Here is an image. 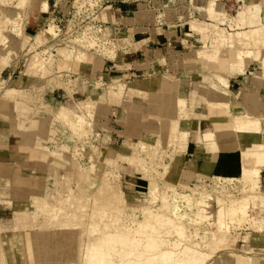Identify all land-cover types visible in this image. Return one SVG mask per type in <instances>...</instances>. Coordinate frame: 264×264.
<instances>
[{
    "label": "bare ground",
    "instance_id": "obj_1",
    "mask_svg": "<svg viewBox=\"0 0 264 264\" xmlns=\"http://www.w3.org/2000/svg\"><path fill=\"white\" fill-rule=\"evenodd\" d=\"M153 2L155 3L153 7H149L146 3H136L135 10L127 12L130 20L150 17L157 22L160 15H163L171 21L177 14L183 13L187 4L191 6L188 0H181L177 5L165 4L163 0H153ZM239 2L237 15L230 16L229 19L228 24L234 26L231 32L220 31L224 30L221 25H226L228 15L223 0H203L196 6L198 18H192L187 22L189 28L198 33L206 34L213 30L215 39L211 47L204 44L196 52L200 61H213L214 75L223 86H226L230 65L242 70L248 57L260 59L264 73V54L261 53L264 49V3H247L245 0ZM37 3L39 6L36 7L39 11L48 10L47 0H37ZM192 4L194 5L193 2ZM29 7L30 0H19L13 16L19 15L24 19L28 16ZM108 10V6L103 10V18H110ZM97 30L106 40L104 44L99 43L100 45L97 46L96 40H87L86 36L81 38L76 36L73 41H77L85 50L74 48L75 52H73L64 47L60 48L59 52L64 56L63 63L69 64L68 61H70L90 65L94 61L86 50L91 46H96L95 51L101 52L108 59H116L123 50H127L124 49L126 43L123 40L128 38L129 34L125 29L118 26L101 29L97 26L92 33ZM50 31H52V26L46 25L41 33L49 35ZM119 39L121 40L118 41ZM21 41L15 36L9 40L15 48L19 42L21 44ZM37 55L33 60V65L39 72H43L51 61L43 58L40 52H37ZM67 80L64 82L65 89L71 90L74 86L73 79L70 77ZM59 81L63 82V79ZM1 84L3 80H0ZM100 85H103L113 97L121 96L125 88V83L117 76H112L110 81L98 84ZM26 93L23 87L15 86L14 83L13 86L4 90L1 95L4 101H0V121L11 125L12 131L17 130L21 139H28L30 142L24 144L25 146L37 149L38 153L45 156L48 162H51L57 169L64 170L66 174L65 178L53 187L45 188L44 184H40L39 187H43V190L41 189L38 193L25 190L21 197L26 199L34 215L39 218L38 230L42 234L53 230H82L86 239H83V251L80 252L81 259L78 264H205L213 256L214 247L218 243H224L233 237L227 233L231 227L242 224L252 229L253 237L263 239L264 217L261 221L257 220L258 217L254 213L250 214V204L258 202L261 204L258 211H264V189L261 185L260 168L257 166L264 162V116L257 118L260 121L257 122L258 129L253 130L256 125L255 121L250 124L253 118L246 114L241 103L234 96L231 95L226 101L209 103L206 116L213 124L214 133L227 135L224 137L231 143L236 144V134H245L249 137L258 136V139L251 141L259 145L257 149L243 148L240 150L243 154L242 158L253 162V165H244L243 161L239 177H215L211 181V183L217 182L215 183L217 187L214 192L215 196L208 187L191 186L175 180L169 174L166 158L172 157L176 150L180 151L185 148L191 128L190 119L185 112V99H177L180 113L178 117L169 119L166 128L168 149L162 147L161 138L156 132L158 129L153 133V140L146 141L142 138L134 146L138 149L135 150V161L132 165H135L140 174L139 178L142 183L139 189L143 192L138 195H129L124 189H117L119 207L126 205L131 212L124 220L121 218L118 221V218L105 217L108 207L102 206V201L109 204L105 196L114 189L112 182L120 179L121 173L114 167H110L111 170L107 169V162L110 161L102 154L99 146V133L93 121L87 115L80 114L65 105H60L55 113H52L44 105H36L28 100ZM68 130L76 139L84 140L80 146L71 138L55 141L58 133ZM53 140L54 150L46 151V142H53ZM85 144H87L88 163L87 166H82L78 163L77 156ZM67 148L72 153L71 160L67 158L66 160L63 156V150ZM43 151L46 154L42 153ZM64 163L65 169L60 166ZM96 178L99 180L97 192L80 191L82 183H88L90 179L94 184ZM232 182L236 183L228 190L226 185ZM73 187H75L74 190L68 191ZM86 202L89 203L88 206ZM87 211H90L89 221H81ZM121 213L124 215V211ZM202 224L206 226L203 230L198 227ZM243 250L248 253L246 247H243ZM245 256L229 251L218 255L214 264L260 263L256 259Z\"/></svg>",
    "mask_w": 264,
    "mask_h": 264
},
{
    "label": "crops",
    "instance_id": "obj_2",
    "mask_svg": "<svg viewBox=\"0 0 264 264\" xmlns=\"http://www.w3.org/2000/svg\"><path fill=\"white\" fill-rule=\"evenodd\" d=\"M239 1L242 0H236L234 5H238ZM245 1L264 3V0ZM192 2L194 5L190 6V13L191 17H195L198 16L196 6L203 0ZM135 8V5H122L120 11L109 8L108 19L103 18L104 11L98 14V20L105 27L125 29L130 43L116 59L103 58L95 65L92 62L87 67H75L70 73L74 83L71 90L59 85L55 71H48L43 76V72L37 68L32 71L24 63L12 82L24 88L28 100L36 105H44L52 113L60 105H65L87 115L99 133L103 156L117 165L132 162L135 159L134 146L142 138L146 141L152 139L156 129L162 147L168 149L167 123L169 119L178 117V100L185 99V112L191 122L190 135L185 148L176 150L172 157L166 158L169 174L187 185H201L218 176L239 175L243 161L244 165H253V162L242 158L240 150L257 149L259 145L251 141L258 139V136L236 134L235 144L224 137L227 135L215 134L213 124L206 116L207 107L214 101L229 100L232 95L249 115L263 117L264 73L261 60L246 58L242 70L231 64L226 86H223L214 75L213 61H200L197 56L196 51L202 45L211 46L210 34L190 29L188 21L180 23L181 17L174 21L173 30L167 27V18L162 25H156L150 17L130 20L127 12ZM188 18L186 14L182 19ZM42 20L40 16L35 17L34 23L38 25ZM261 53L264 54V49ZM112 76L120 77L125 83L121 96L113 97L103 85L98 86L110 81ZM251 122L253 124L254 121ZM254 126L253 130L258 129V125ZM46 143L50 148L51 143ZM46 161L37 149L21 143L17 130L12 131L11 125L0 121V264L80 263L85 240L82 230H53L42 234L32 207L21 197L25 190L38 193L43 188L39 187L40 184L50 188L65 178L64 170ZM257 166L261 169L264 189V162ZM133 178L136 183L130 189H123L129 195H138L143 192L139 189L142 182L139 177ZM259 264H264V261L260 260Z\"/></svg>",
    "mask_w": 264,
    "mask_h": 264
},
{
    "label": "rangeland",
    "instance_id": "obj_3",
    "mask_svg": "<svg viewBox=\"0 0 264 264\" xmlns=\"http://www.w3.org/2000/svg\"><path fill=\"white\" fill-rule=\"evenodd\" d=\"M47 1L49 5L48 10L39 11V9L36 7V6H39V4L37 3V0H30V7L27 13L28 16L22 19L23 17L19 15H16L15 17L13 16V14H15L14 11L16 10L19 0H0V80H3V84L0 85V101L3 100L1 95L3 94L4 90L10 86H13L14 82L12 81L15 80L16 75H18V72L20 71V66L23 63L31 67L32 71H36L33 65V62H34L33 60L35 59V57L38 56L37 52H40L43 58H47L51 61L50 64L44 69L43 76H46L48 71H50V73L55 71L57 78L63 79V82L59 81V85L65 87L66 85L64 84V82H67L68 81L67 79L71 77L70 73L72 72V70L75 67L79 68L80 66H86V65L78 64V62L72 63L70 61H68L69 64L63 63L64 56L62 53L59 52V49L64 47L69 51L73 50V52H75L74 48H82L83 50H85L84 47L81 46L77 41L76 42L73 41V39L76 36H79L80 38L82 36H86L87 40L89 39L96 40L97 46L100 45L99 43L104 44L106 40H104V37L102 36V34L99 33L98 30L92 33V30L96 29L97 26H99V28L101 29L105 28V24L98 20V14H100L105 8H107V6L117 11H120V8L122 6V5H119V6L111 7L110 3H106L107 0H88L89 2L88 1L86 2V0H47ZM180 1L181 0H163L165 4H171V5H177L180 3ZM188 1L191 3V5H193L191 0H188ZM223 1L226 4L225 6L226 13L228 15L226 17V20H227L226 25H221V27H223L224 30H220V31L222 32L224 31L226 33V32L233 31L232 29L234 28V26H230V24L228 23H229L230 16L236 15L238 5H234L236 0H223ZM137 3H144V4L146 3L148 4L149 7H153L154 2L153 0H148L147 2L139 1ZM123 5H135V3L123 4ZM185 7L186 8L185 10H183V13L177 14L175 18L172 19L173 21L172 20L167 21L163 15H160L157 22H155L156 25H162L166 20L169 23L167 27L168 28L170 27L171 30H173L174 21L177 20V18H180L181 16L183 18V16L186 14L188 16L190 15L188 20L192 18H198V16L191 17L192 13H190L191 7L189 5H186ZM38 16L42 17L43 20L40 24L36 25L34 23V19L35 17H38ZM182 18H180V20H182L181 23H184L183 21H188ZM200 20H203V19H200ZM46 25L52 26V31H50L49 35H47V33L46 34L41 33V31L44 30ZM3 32H4V35H3ZM212 32L213 30L208 32L211 38V42H210L211 45H212V41L215 39L214 32L213 33ZM14 36L15 38L19 39V41H21V38H22L21 44L20 42L18 44L20 46L18 47L17 45L16 48L9 42V40H12ZM120 40L121 39H119L118 41ZM123 42L126 43L125 48H124L126 50V47L128 46L127 44L130 43L129 37L124 39ZM208 47H211V46H208ZM95 49H96V46H91L88 48V50H86L87 51L86 53H88V55L91 57V59H93L95 63L97 62L100 63L103 58H107L106 56L104 57V55L101 52L95 51ZM69 51H67L68 54H69ZM59 59H62V60H59ZM246 114L249 115L248 112H246ZM43 115H44V112L42 116ZM249 116L253 118L251 120L255 121L256 126H257L258 125L257 122H260L259 120H257V118H260V117L252 116V115H249ZM69 138L76 141V144H78L79 146L84 141V140H81L78 138L76 139L75 137H73V135H71V132L69 130L63 133L62 132L58 133L57 136L55 137V141L59 142L61 140H66ZM148 140L151 141L153 139H148ZM29 142L30 141L28 139H21V143L23 145L26 143L29 144ZM48 142H50L52 145L50 144L51 146L50 148L47 145V148H45V150L46 151L54 150V140L53 142L51 141H48ZM84 146L85 147L83 148L80 147L82 148V150L83 149L84 150L83 151L81 150L80 154H78L79 156H77V159L80 165L87 166V163H88V159L86 158L87 144H85ZM137 149L133 148L134 151ZM63 152H64L63 154L64 158L71 160L72 158L71 151H69L67 148L63 150ZM134 161L135 160L133 159V161L130 162L131 164L120 162L118 165L117 163H114V162H107L108 170L110 169V167L112 168L114 167L121 173V175H120V179H116L115 181L112 182L114 189L110 190L111 193L106 194L105 196L108 199L109 204L107 205L106 201H102L103 203L102 206L108 207V212L105 213L106 218L108 217L118 218L117 220L120 221L121 218L124 220L126 216H129L131 214L128 206L124 205V207L122 208L119 207L120 205L118 204L117 189H120V188L121 189L124 188L125 190L130 189L133 183H136L135 181L136 179L133 178V176L139 177L140 174L137 172L135 165H132ZM60 166L65 169V163L61 164ZM239 176H240V172H239V175L233 176V177H239ZM211 181H207L206 183H203L201 185L204 187H208L209 190L213 192V196H215L214 192H216L215 188H217L215 186V183L217 182L211 183ZM98 183H99V180L97 178L95 179L94 184L92 183V180L89 179L88 183L81 184L80 191L85 192V193L87 192L95 193L98 191V185H99ZM235 183L236 182L227 184L226 185L227 189L230 190L231 187H234ZM194 184L196 183H192L190 185L194 186ZM168 196H167V199H169ZM85 204L86 206L89 205L88 202H86ZM260 205L261 204L258 202L255 204L254 202L251 203L250 204V214L254 213L258 217L257 220L262 221L264 217V211H260V212L258 211L260 209ZM123 211H124V215H122L121 213ZM89 212L90 211L86 212L85 216L81 219V221H84V222L89 221L88 219ZM36 219L39 220L37 217ZM242 225L231 227L230 231L227 233L228 234L230 233V235H232L233 237L230 238L229 240H226V242L224 243H218L214 247L213 256L209 260H207L205 264H214V261L218 259L216 258L218 255L225 254L229 251H235L237 255H241V256L246 255L245 257L256 259V261L258 260V262H260L259 260L264 261V237L263 239H260V238L256 239L255 237L251 235V233H253L252 229H250L249 227H246L244 224ZM198 227L199 229L203 230L206 226L202 224ZM171 238H174V237H171ZM244 245L246 246L248 253H245V251L243 250Z\"/></svg>",
    "mask_w": 264,
    "mask_h": 264
},
{
    "label": "built area",
    "instance_id": "obj_4",
    "mask_svg": "<svg viewBox=\"0 0 264 264\" xmlns=\"http://www.w3.org/2000/svg\"><path fill=\"white\" fill-rule=\"evenodd\" d=\"M139 1L147 2L148 0H107L106 3H110V5L112 7V6H119V5H123V4H133V3L136 4Z\"/></svg>",
    "mask_w": 264,
    "mask_h": 264
}]
</instances>
